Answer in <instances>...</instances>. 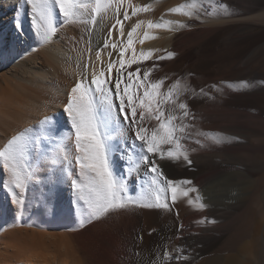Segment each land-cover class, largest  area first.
Wrapping results in <instances>:
<instances>
[{
    "label": "bare ground",
    "instance_id": "bare-ground-1",
    "mask_svg": "<svg viewBox=\"0 0 264 264\" xmlns=\"http://www.w3.org/2000/svg\"><path fill=\"white\" fill-rule=\"evenodd\" d=\"M189 2L125 0L118 13L113 4L96 17L95 24L91 9L81 10V16L66 22L56 8V32L45 41L33 26L31 6L25 0H0V148L26 129L33 137L47 134L50 138L42 149L30 153L34 165L39 160V170L22 194V206L13 203L6 187L8 174L0 161V264H264V71L248 70L250 54L264 47V26L256 30V22L264 23V0H218L226 9L203 5L191 9V16L169 11ZM145 5L149 10L132 14ZM125 11L128 19H124ZM132 18V22L144 23L133 33L129 47ZM148 21H179L184 27L172 23L149 28ZM122 49L125 83L129 72L144 79L145 70L136 73L127 61L135 56L138 63L143 60L141 52L149 50L155 62L167 60V52L175 53L171 59L180 58L173 61L178 62L175 72L174 68L153 69L152 81L146 79L145 84L163 80L160 91L166 93L175 81L183 82L190 75L195 95L189 92L181 98L191 113L183 121L190 128L181 144L193 136L199 140L198 134L206 142L196 143L201 150L194 154L183 148L191 164L182 155L173 159L149 154L167 179L202 182L197 203L206 205L202 208L204 222L191 218L190 229L182 225L187 221L182 213H172L171 221L160 222L155 228L147 227L152 216L137 205L89 219L87 205L71 186L73 179H81L74 162V130L65 111L71 88L81 79L90 82L101 71L106 78H115ZM161 56L165 58L158 59ZM110 62H114L111 74L107 71ZM236 62L245 64L238 77L248 76L247 83L220 82L235 78ZM220 94L227 97L222 99ZM112 99L119 104L115 94ZM206 104L211 113L213 107L224 108L227 118L205 117V111L200 110ZM45 116L52 120L42 126ZM121 124L128 129L122 117ZM144 124L156 127L150 119ZM111 135L115 138L109 163L114 175L125 173V191L141 194L148 190L152 173L140 163L141 142L135 140L134 131L127 130L124 137L116 131ZM211 136L222 142L211 141ZM57 148L69 153L71 164L53 165L40 159L41 150L54 152ZM168 148L175 150L174 145L162 146L165 153ZM252 208L259 217H251L249 225L247 214ZM165 250L171 259L163 258Z\"/></svg>",
    "mask_w": 264,
    "mask_h": 264
},
{
    "label": "snow or ice",
    "instance_id": "snow-or-ice-1",
    "mask_svg": "<svg viewBox=\"0 0 264 264\" xmlns=\"http://www.w3.org/2000/svg\"><path fill=\"white\" fill-rule=\"evenodd\" d=\"M25 2L31 6L34 28L46 41L56 32L54 9L58 8L59 13L65 17L66 22L81 16V10L91 9V22L95 24L96 17L102 11L115 4L118 13L119 6L123 5L125 0H25ZM203 5L212 6L213 9L216 7L226 9V5L219 4L218 0H190L188 4L179 5L169 9V11L183 12L184 15L191 16L193 15L191 9ZM147 10H149V6L145 5L142 8L134 9L132 14L135 15L138 11ZM128 18V13L125 11L124 19ZM117 23L120 24L121 21L117 20ZM143 23L144 21H137V24L128 32L129 47L133 44V33ZM147 23L149 28L166 27L172 23L184 27L179 21H164L163 24L153 23L152 21ZM20 27L21 25L17 21V28ZM123 34L121 30V36ZM145 38H148L147 32H145ZM105 47H107V43ZM112 47L115 48L116 45L113 44ZM124 51V49L121 50L120 69L117 70L115 78H106L105 73L101 71L98 75L94 74L90 82L86 79L78 80L71 88L68 102L65 105V111L71 118V127L74 130L76 150L74 162L79 166L81 178L80 180L73 179L71 186L76 190L78 198L84 200L87 205L89 219L99 218V216L108 213L110 210L128 207L129 205L168 209L167 193L169 191L173 202L177 199L178 192L185 197L188 196L189 192H198L195 188L181 189L179 187L183 184H191V181L167 179L156 161L149 155H159L161 158L167 155L173 159H179L182 155L183 159L191 164V160H189L187 152L183 151V145L181 144V140L186 138L190 128V125L183 121L185 118L190 117L191 113L188 104L181 97L189 92L195 95V91L188 85H181V82L177 80L168 88L166 93L161 92L163 80L150 84L144 82L150 75L151 70L143 73L144 79L129 72L127 82H123L121 69L125 65ZM151 52L152 50H149L147 54L141 52L140 56L146 60L151 56ZM99 55V52H97V58H99ZM174 55L173 52H167V58ZM164 58L163 56L158 57V59ZM127 63L129 65L137 63L136 57L133 56ZM113 67L114 62H110L107 66L109 74H111ZM139 72L140 69L137 68L136 73ZM134 76L136 82H133ZM122 83H124L123 88L121 87ZM241 83L246 84L247 82ZM141 86L144 87L142 95L139 93ZM149 88L151 91H149ZM200 93L204 94V90L200 89ZM113 94L119 100L118 105L113 102ZM117 108L118 112L115 111ZM138 109H140L139 114ZM121 117L128 123V129H124L121 124ZM146 119L156 120L158 122L157 126L154 128L146 127L144 124ZM51 120V117L45 116L40 124L42 126L48 125ZM129 129L134 131L135 140L141 142L142 155L139 157L140 163L148 166V171L154 174L148 190L142 192L137 198L125 195L124 185L116 178L109 163L111 141L115 138L111 133L116 131V135L124 137ZM28 131L26 129L12 136L7 144L0 148V161H2L3 170L8 174L6 187L13 197V203L21 206L23 204L22 194L39 170V160L34 165L30 153L42 149L43 142H50L47 134L33 137L28 134ZM211 138L215 143L222 142L216 136ZM68 139H71V136ZM196 143H200V141L197 140ZM163 145H174L175 150L168 148L165 153L162 149ZM39 157L40 159H47L53 165L64 162L72 163L69 160V153L61 151L59 148L54 152L41 150ZM136 167L138 168L139 164ZM200 200L201 197L197 195L195 201L190 199L188 202L193 204ZM199 207L204 208L206 205L199 203ZM200 222L203 223L204 221ZM80 226L82 227L83 223ZM163 258L165 260L171 259V253L165 250ZM175 258L180 259L181 257L177 256ZM185 259L187 258L185 257Z\"/></svg>",
    "mask_w": 264,
    "mask_h": 264
},
{
    "label": "rangeland",
    "instance_id": "rangeland-1",
    "mask_svg": "<svg viewBox=\"0 0 264 264\" xmlns=\"http://www.w3.org/2000/svg\"><path fill=\"white\" fill-rule=\"evenodd\" d=\"M257 14H258V12L257 13H254L253 15H251V17H255V16H257ZM249 16V15H248ZM132 20H133V18L131 19V20H129V23H132L131 25H135V24H137V22L136 21H138V20H135V21H133L134 22V24H133V22H132ZM136 22V23H135ZM256 23H258V25L256 26V30H258V29H261V27H263L264 26V23H262V22H256ZM178 58H180V57H178ZM178 58H175V60H177ZM184 57H181V59H183ZM180 59V60H181ZM174 59H171V58H168L167 60H164V61H162L161 63H159V62H155V58H152V56H150L148 59H146V60H140V62L138 61V63H135V64H133L132 65V68H133V70L136 72V69L137 68H139L140 69V71L141 70H145V71H147V70H151V72H150V75L148 76V78H147V81H152V70L153 69H156V68H161V69H165V68H167V69H173L174 68V72H175V67L177 66V63L178 62H176V63H174L173 61H175ZM179 60V61H180ZM248 60H249V62H250V64H249V66H248V70H250V72L254 69V70H263L264 71V47L263 48H261V49H259V50H256V51H254L252 54H250V56H249V58H248ZM245 67V64H242V62H240V64H239V62H236V63H234V70H236V76L234 75V79L233 80H231V81H226V80H223V81H221L220 80V82H222V83H228V84H233L234 83V85L236 86V85H238V83L237 82H244L245 80H246V78L248 77V76H246V77H244L243 79L241 78V77H238V75L240 74V71H239V69L240 68H244ZM140 73V72H139ZM159 77H161V76H159ZM210 83V82H209ZM212 83V82H211ZM181 85H188L189 87H193V84H192V81H191V79H190V75L188 74V76L186 75L185 76V80L183 81V82H181ZM204 86H206V85H204ZM143 91H144V87H142V88H140L139 89V93L142 95L143 94ZM186 94L187 93H185V95L184 96H182L181 98L182 99H185L186 98ZM220 96V98H222V99H224V98H226L227 96H225V95H223V94H220L219 95ZM205 104V103H204ZM202 106V108H201V113H203V111H205L203 114H204V116L205 117H208V118H210V117H212V118H224L225 116H227V110H225L224 108H220V107H213V113H211L208 109H207V104L206 105H201ZM200 106V107H201ZM166 107V106H165ZM204 108H206V109H204ZM214 109H215V111H214ZM139 111H140V109H138V114H139ZM206 114H208V115H206ZM223 114V115H222ZM212 115V116H211ZM222 116V117H221ZM225 118H227V117H225ZM137 119H138V116H137ZM150 122H151V124H152V126H157V121L156 120H154V119H150ZM113 133V132H112ZM199 136H197V138H199V141H201V142H206V139L204 138V137H202L201 136V134H198ZM202 137V138H201ZM211 137H214V136H211ZM193 138L195 139H193V140H191L190 142H185V143H183V148L185 149V151H187V152H191V153H193V152H195V151H198V149H200L201 147H199L198 148V146L196 145V141H197V139H196V136H193ZM211 141H213V139L211 138L210 139ZM190 146V147H189ZM194 149H193V148ZM204 149V148H203ZM201 150V149H200ZM194 154V153H193ZM117 164H118V162H117ZM141 175H143V173H141ZM140 175V176H141ZM154 174H152V176H153ZM116 176V178L119 180V181H121L122 183H123V185H124V188L128 185V183H126V182H128V181H126L127 180V177H126V175H125V173H121V172H117V174L115 175ZM142 177V176H141ZM121 179V180H120ZM133 183H136V182H133ZM150 184H151V182H150ZM149 184V185H150ZM141 185H144L143 184V182H142V184ZM201 185H202V182H191V184H183V185H180L179 187L181 188V189H188V188H195V189H197L198 191H199V189H200V187H201ZM142 189H143V187H142ZM125 190H126V188H125ZM141 191V190H140ZM197 193L198 192H189V194H188V196L187 197H185V196H183L180 192H178L177 193V199L173 202L172 201V199H171V192L169 191L168 193H167V202H168V204H169V208H168V210L167 209H163V208H155V207H153V208H150V210L147 208V207H141L140 206V208H141V210H142V212H144L145 214H147L148 212V215L149 216H152V222H148L147 223V227H153V228H155V227H157L158 225H159V223L160 222H169V221H171L172 219H171V215H172V213H182L183 214V216H185L186 215V217L184 218L185 220H187V221H185V222H183V226L185 227V228H189L190 229V227L192 226L191 225V220L192 219H195V220H197V221H201V220H203V213H202V208H200L199 207V203H197V202H195V203H193V204H189V200L191 199V200H193V201H195V196L197 195ZM139 192H136V191H134V190H128L127 189V191H125V195H127V196H129V197H132V198H137L139 195ZM260 194V193H259ZM258 195V194H257ZM174 203V204H173ZM117 209V208H116ZM116 209H113V210H116ZM119 209V208H118ZM113 210H110V211H113ZM148 211V212H147ZM109 213V212H108ZM250 214V215H249ZM157 215H160L159 216V218H157L156 216ZM187 215L189 216V218L187 217ZM248 216H247V221H248V224L249 225H251L252 224V222H253V219L251 218V217H254V219L255 218H257V217H259V214L256 212V210L254 209V208H252L250 211H249V213L247 214ZM192 218V219H191ZM251 218V219H250ZM189 219V220H188ZM251 222V224H250V222ZM190 222V223H189ZM230 226V225H229ZM250 227V226H249ZM228 230H231L230 228H228V227H226ZM194 228H192L191 230H193ZM232 241H233V239H231L230 240V243H232ZM228 243V242H227Z\"/></svg>",
    "mask_w": 264,
    "mask_h": 264
}]
</instances>
